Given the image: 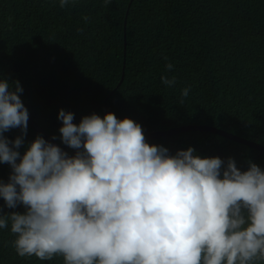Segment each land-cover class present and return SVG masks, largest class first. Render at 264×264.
Masks as SVG:
<instances>
[{
    "label": "trees",
    "instance_id": "16d2710c",
    "mask_svg": "<svg viewBox=\"0 0 264 264\" xmlns=\"http://www.w3.org/2000/svg\"><path fill=\"white\" fill-rule=\"evenodd\" d=\"M162 75L175 76L176 85L162 84ZM0 76L19 81L29 115L70 156L75 150L61 142L59 110L74 113L78 125L91 114L103 118L106 99L107 113L137 122L144 135L204 124L264 145V0H77L63 9L59 0H0ZM4 135L14 140L21 131ZM38 135L28 123L21 156ZM146 142L172 155L192 147L202 158H233L241 171L249 161L264 170L263 151L210 131ZM11 171L0 164V181ZM0 209L25 212L2 198ZM14 239L10 225L0 229V264H64L59 256L21 258Z\"/></svg>",
    "mask_w": 264,
    "mask_h": 264
},
{
    "label": "clouds",
    "instance_id": "9594fccd",
    "mask_svg": "<svg viewBox=\"0 0 264 264\" xmlns=\"http://www.w3.org/2000/svg\"><path fill=\"white\" fill-rule=\"evenodd\" d=\"M176 82L161 76L167 87ZM190 91L181 90V104ZM22 93L19 81L0 79V164L12 170L0 181V198L25 209L0 215V229L10 225L18 256H59L64 264H264V170L255 163L241 171L233 158H202L192 147L172 155L149 145L131 119L91 114L77 125L63 109L60 139L75 154L38 135L21 156L29 121ZM17 128L14 140L4 135Z\"/></svg>",
    "mask_w": 264,
    "mask_h": 264
},
{
    "label": "water",
    "instance_id": "95a60500",
    "mask_svg": "<svg viewBox=\"0 0 264 264\" xmlns=\"http://www.w3.org/2000/svg\"><path fill=\"white\" fill-rule=\"evenodd\" d=\"M130 8V5H129ZM129 12V9H128ZM126 25H125V42H126ZM125 74H123L124 77ZM122 77V80H123ZM0 79H2V77L0 76ZM106 103H107V99L105 100V114H107V110H106ZM28 123L36 130L40 133V135H42L44 137V139H46V141H48L49 143H52L58 147H60L63 151H65L61 145L59 144V142L55 139H52V135L46 130L44 129L38 122H36L30 115H29V121ZM195 130H200V131H210V132H214V133H218L220 135H223L225 137L231 138L235 141H238L240 143H244L246 145L252 146L254 148H257L261 151L264 152V145L257 143L255 141H251L248 140L246 138L240 137L234 133H231L225 129H221L215 126H210V125H204V124H198V125H183V126H178V127H173L170 129H165V130H156L153 131L151 133L145 134V138L146 141L147 140H151L160 136H168L171 134H175V133H179V132H188V131H195ZM66 152V151H65Z\"/></svg>",
    "mask_w": 264,
    "mask_h": 264
}]
</instances>
